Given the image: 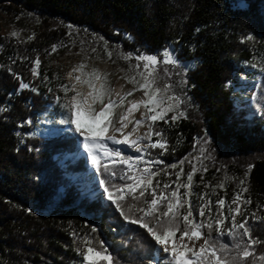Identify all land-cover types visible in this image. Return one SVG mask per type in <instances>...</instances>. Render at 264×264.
<instances>
[{"label": "trees", "instance_id": "trees-1", "mask_svg": "<svg viewBox=\"0 0 264 264\" xmlns=\"http://www.w3.org/2000/svg\"><path fill=\"white\" fill-rule=\"evenodd\" d=\"M0 12L25 29L20 42L0 38V108L6 109L0 111V264H80L81 253L88 246L100 250L101 241L113 264H152L157 251L146 229L125 220L99 185L101 178L122 181L98 174L91 186L96 195H83L87 168L80 174L69 162L62 164L65 155L72 157L75 137L34 134L63 97L53 64L76 49L70 38L83 32L98 40L93 55L124 70L125 55L160 57L169 47L179 61L195 64L192 70L158 66L155 86L172 85L168 95L183 99L179 106L186 118L157 120L154 131L163 133L167 151L149 148L146 158L164 162L156 170L172 173L166 178L160 171L166 182L181 167L184 182L195 165L193 192H207L213 201L221 191L246 187L242 192L251 203L245 214L264 217V75L246 113H230L239 75L264 58V0H0ZM22 82L29 88L22 89ZM172 164L177 168L166 167ZM79 175L81 180L73 179ZM220 183L223 189L216 187ZM209 184L213 187H205ZM133 203L144 206L128 196L124 210ZM130 215L139 213L133 209ZM249 225L252 236L264 240V220L249 219ZM223 241L230 243L228 236ZM256 251L264 253V244Z\"/></svg>", "mask_w": 264, "mask_h": 264}, {"label": "snow or ice", "instance_id": "snow-or-ice-1", "mask_svg": "<svg viewBox=\"0 0 264 264\" xmlns=\"http://www.w3.org/2000/svg\"><path fill=\"white\" fill-rule=\"evenodd\" d=\"M12 35L16 36L17 33L13 32ZM247 39L251 40L253 37L248 36ZM53 51H55V46ZM125 58L131 59V54ZM135 59L138 61L135 65L137 74L143 82L137 80L136 76L128 77V82L136 87L122 96L116 93L118 97L116 100L112 99L114 90L107 87V76H103L105 83L97 88L92 78L99 80L101 74L95 69L92 73L85 72L84 69L87 66L83 63L68 73L69 77L74 72L82 74L75 76L76 83L71 87L67 84L61 85L66 97L70 91L74 92V95L63 103L65 115L59 123L68 125L69 130L77 134L78 145H82L96 173L101 175L107 173L111 181L118 179L123 182L117 184L103 178L99 179V185L103 187L106 199L112 202L125 220L146 229L155 240L158 246L157 253L162 254L159 264H264V253L256 251V246L264 244V240L259 237L254 238L252 226L249 225V219L262 221L264 217L257 216L256 212L246 215V209L242 211L241 203L250 204L251 200H242L241 192H237L231 202H226L223 197H218L213 201L207 192L194 193L193 177L197 172L195 165L186 175L184 182H181V178L185 175L181 167L180 171L175 173V180H170V182L156 180L153 183L160 175V171H165L169 178L172 175L165 169L153 171L155 165L164 163L162 160L146 158L150 155L147 152L148 148L159 147L167 151V141L163 133L154 131L155 122L164 120L165 123H170L180 117L186 118L185 113L179 111L178 114L171 116L170 120L167 119V114L176 111L184 101L175 93L168 95L172 88L171 84H165L163 89L155 87L157 79L155 73L160 64L179 66L180 62L174 53L168 50H165L160 57L140 54ZM139 62H144L143 71H140ZM34 63L38 68L39 58ZM37 68L32 69L34 75L39 74ZM261 71L264 72V67ZM82 76L85 78L82 79ZM79 83L87 84L91 89L87 96L76 90V84ZM21 88H29V84L22 82ZM32 90L35 91V89ZM137 90H143L147 99L139 102L129 101V107L117 121L110 119L114 115L113 109L123 107L126 98ZM89 98H91L90 102ZM57 101H60V97H57ZM97 104L100 105L98 110L94 107ZM141 105L146 111L141 119L135 120V126L139 127L150 121L149 131L144 136L130 141L131 133L124 134V129L132 123L128 120V116L133 110L139 111ZM5 110V108H0V111ZM116 123L120 126L116 127ZM109 127L113 128L112 135H106ZM115 133H120L121 138H118ZM153 135L158 139L153 141ZM144 140H147L148 144L141 147V142ZM120 145L128 146L138 155L124 154L118 147ZM183 163L184 160L179 162L180 165ZM117 165L124 167L117 172L115 170ZM177 166V164H172L166 167L175 169ZM203 170L207 171L206 168ZM240 183L244 184V181ZM205 187L213 186L209 184ZM216 187L223 189L224 184L220 183ZM181 189H184V192H181ZM242 191L246 192L247 188H243ZM137 192L139 195H136ZM213 194H215V188H213ZM128 196L133 201H142L144 206L137 207L133 203L129 205L126 212L123 203ZM194 196L195 202H193ZM133 209L139 213L138 216L130 215ZM238 216H243V219L238 221ZM92 231L95 232V228ZM213 231L216 233L215 236H213ZM177 233H179L178 237ZM224 236H228L230 243L223 241ZM91 243V240L85 238L86 246ZM100 244V250L88 246L87 252L81 253L83 264H100V261L113 264V257L111 253H108L104 242L101 241ZM93 257L96 259L93 260Z\"/></svg>", "mask_w": 264, "mask_h": 264}, {"label": "rangeland", "instance_id": "rangeland-1", "mask_svg": "<svg viewBox=\"0 0 264 264\" xmlns=\"http://www.w3.org/2000/svg\"><path fill=\"white\" fill-rule=\"evenodd\" d=\"M27 25H24L26 27ZM17 33L16 36H13L12 33ZM25 29L21 27H18L17 25L13 24L11 22V18L6 15L5 13L0 12V38L3 37H10L13 40L20 42L25 37L24 34ZM70 42L76 43V49H72L70 53L66 54L64 57H62L59 61L53 64V72L54 76L57 82V85L61 88V85L67 84L69 87H71L72 84L76 83L75 76L76 75H82L81 73L74 72L71 77L68 76V73L72 71V69L79 64L83 63L87 67L84 69L87 73H92L93 70H98V72L101 74V79L97 80L94 77L93 82L95 83L96 87L99 88L101 84H104L103 76H107V87L114 90L112 94V99L116 100L118 97L115 95L116 93H119L121 96L124 93H127L129 91H132L134 87H136L134 84L128 82V77L136 76L137 80L142 81V78L137 74V69L135 68V65L138 63V61L135 59L138 55H131V59H126L124 56L125 61L127 62L128 70H124L118 63H112L111 61H108L107 59H103L98 57L95 54L93 55L92 50L95 47L96 40L93 38V36L89 35L88 33H81L79 37L70 38ZM107 56L108 58L109 53L111 52L109 48H107ZM168 51H171L175 54V51L172 47H169L167 49ZM149 55V54H148ZM177 58V57H176ZM179 66L184 68L185 70H192L195 67V64L193 62L191 63H183L179 61ZM141 64L140 71H143V63L139 62ZM172 65V64H167ZM173 66V65H172ZM264 67V58L255 64L250 70L249 74H240L237 79V84L234 87V91L232 94L233 102L231 104V115L234 116H243L246 111L248 110V103L252 102L255 96V92L258 89L259 82L264 75V72L261 71V68ZM37 68V67H36ZM38 71V68H37ZM85 78L82 76V79ZM63 81V83H62ZM156 87V86H155ZM251 87H255V90L253 92V96H250L252 93ZM26 89V88H22ZM76 90L81 92L83 95L87 96L88 93L91 91V89L88 87L87 84L79 83L76 84ZM63 97L60 98V101H56L55 103V112L53 113L52 117L48 120H43L40 122L39 127L36 128L34 131V134L38 137H42L45 139H51L56 138L62 135H72L75 138H71L72 148L71 152L72 158H70L68 155L64 156V160L62 161V164L66 163V161H69V165L72 169V171H76L80 174H83L87 168V174L85 175V178L83 179L81 183V189L83 190V195L93 198L96 195V192L92 191L91 186L95 182L98 181V173L95 172V169L91 165L90 159L87 158L86 152H84L82 145H78L76 135L72 131L69 130V126L65 124L59 123V121L64 118L65 110L63 108V103L67 101L72 95H74V92H68L67 97L65 96V93L62 91ZM89 98V102H90ZM147 98L144 96L143 90H137L133 93V95L129 96L125 100V104L123 107H117L113 109L114 115L110 117L114 122L118 120L120 115L124 113L125 109L129 106V101H144ZM97 110L99 109L100 105H94ZM180 106L176 111L169 112L167 116H173L178 114L180 110ZM146 109L144 108V113ZM151 115V113H149ZM136 118H133L132 125H135ZM148 123L150 121L146 122L144 124V127L140 129L141 135L144 136L145 133L149 131L148 129ZM118 126V123H116V127ZM113 134V128L109 127L108 132L106 135H112ZM144 144H148V142H144ZM122 149L123 153L128 154L130 156L138 155L133 149L129 148L128 146L120 145L118 146ZM149 151V148L147 149V152ZM61 157V155L57 156L56 158ZM80 158L84 160H80ZM70 159V160H69ZM153 171L156 170V165L153 168ZM166 178H169L167 175ZM166 178L163 179L161 175L157 176L153 183H155L156 180L166 182ZM75 180H81V176H74ZM243 187L241 190L235 191L232 194L224 193L221 191V193L217 196L225 198L226 202H231L233 197L237 192H241L242 196L241 199L245 200L244 194L242 192ZM218 190V189H217ZM216 192V189H215ZM195 197L193 198V202H195ZM235 207V205H233ZM241 208L243 210H247L248 204L241 203ZM246 213V212H245ZM241 217L238 216L237 220L240 221ZM179 234H177V237ZM87 249H85L82 253H86ZM162 254H158L157 251L155 253L154 259L152 261V264H159V261L161 259ZM82 261L80 264H83V256L81 254ZM96 258L93 257V260Z\"/></svg>", "mask_w": 264, "mask_h": 264}, {"label": "bare ground", "instance_id": "bare-ground-1", "mask_svg": "<svg viewBox=\"0 0 264 264\" xmlns=\"http://www.w3.org/2000/svg\"><path fill=\"white\" fill-rule=\"evenodd\" d=\"M252 89V93L250 96H253V92L255 90V87H251ZM256 91V90H255ZM139 102V100L137 101ZM129 107V106H128ZM142 114H144V107L141 105L139 107V111H136V110H133L132 113L128 116V120H133V118H136V120H139L142 118ZM132 123H129L127 128L124 129V134H128V133H131V136H129V140H135L137 137H142L143 135H141V131L140 129L142 127H144V124L139 126V127H136L135 125L134 126H131ZM120 125L118 124L117 127H119ZM135 127V131H133V128ZM115 135L118 137V138H121V134L120 133H115ZM144 142H148L147 140H144L141 142V147H144L146 146L147 144H144ZM125 146V145H124ZM203 241H201L202 243Z\"/></svg>", "mask_w": 264, "mask_h": 264}]
</instances>
